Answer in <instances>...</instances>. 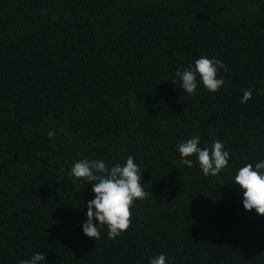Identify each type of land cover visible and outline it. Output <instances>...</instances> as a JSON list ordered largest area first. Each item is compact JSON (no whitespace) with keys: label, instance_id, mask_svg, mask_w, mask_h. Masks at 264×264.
<instances>
[{"label":"trees","instance_id":"obj_1","mask_svg":"<svg viewBox=\"0 0 264 264\" xmlns=\"http://www.w3.org/2000/svg\"><path fill=\"white\" fill-rule=\"evenodd\" d=\"M201 56L225 83L211 93L198 77L190 96L175 74ZM262 91L264 0H0V264H264V216L233 183L264 160ZM196 135L229 152L216 176L180 157ZM128 156L147 198L127 231L94 241L95 182L71 168Z\"/></svg>","mask_w":264,"mask_h":264},{"label":"clouds","instance_id":"obj_2","mask_svg":"<svg viewBox=\"0 0 264 264\" xmlns=\"http://www.w3.org/2000/svg\"><path fill=\"white\" fill-rule=\"evenodd\" d=\"M219 70L226 71V66L219 59H209L201 56L195 61L194 67L189 66L184 71H177L175 76L180 82L183 92L195 95L199 77L203 86L211 93H216L224 85V80L217 78ZM176 83L174 79L172 81ZM251 89L244 91L241 103L252 99ZM259 94L264 95V91ZM49 138L56 135L55 131L47 133ZM198 135L178 147L180 157L189 168L193 166L189 157L195 155L204 176H216L228 166L229 152L224 150V144L214 141L211 149L201 148ZM141 168L128 156L126 163H119L111 168L103 160L82 159L71 168L70 175L76 179L95 182L92 192L95 198L87 204V221L83 224L84 234L92 240L101 239L100 229L107 226L108 238L116 239L127 231L132 224V207L136 200L147 198V191L141 183ZM234 184L239 185L243 192V207L247 211L264 216V160L241 167L234 177ZM94 220L99 221L98 226ZM45 256L41 252L34 253L30 259L21 260L19 264H44ZM149 264H166V256L160 254L151 258Z\"/></svg>","mask_w":264,"mask_h":264}]
</instances>
